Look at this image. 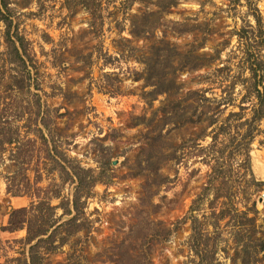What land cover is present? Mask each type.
I'll return each instance as SVG.
<instances>
[{"label":"rangeland","instance_id":"1","mask_svg":"<svg viewBox=\"0 0 264 264\" xmlns=\"http://www.w3.org/2000/svg\"><path fill=\"white\" fill-rule=\"evenodd\" d=\"M264 0H0V264H264Z\"/></svg>","mask_w":264,"mask_h":264},{"label":"built area","instance_id":"2","mask_svg":"<svg viewBox=\"0 0 264 264\" xmlns=\"http://www.w3.org/2000/svg\"><path fill=\"white\" fill-rule=\"evenodd\" d=\"M260 199H261L262 202H264V192L261 193Z\"/></svg>","mask_w":264,"mask_h":264},{"label":"bare ground","instance_id":"3","mask_svg":"<svg viewBox=\"0 0 264 264\" xmlns=\"http://www.w3.org/2000/svg\"><path fill=\"white\" fill-rule=\"evenodd\" d=\"M264 171V170H263Z\"/></svg>","mask_w":264,"mask_h":264}]
</instances>
